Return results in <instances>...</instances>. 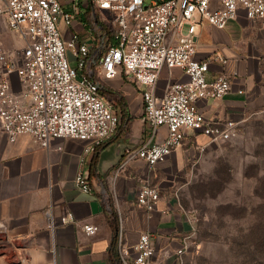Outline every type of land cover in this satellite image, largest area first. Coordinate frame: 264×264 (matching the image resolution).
Masks as SVG:
<instances>
[{
    "label": "crops",
    "instance_id": "obj_1",
    "mask_svg": "<svg viewBox=\"0 0 264 264\" xmlns=\"http://www.w3.org/2000/svg\"><path fill=\"white\" fill-rule=\"evenodd\" d=\"M60 1L74 16L71 24L63 19L59 22L66 41L77 37L75 49L69 50L72 65L78 62L74 50L83 43L100 57L112 42L107 16L93 0ZM196 35L198 58L220 54L227 59L213 62L210 76L226 74L232 89L224 98L201 101V112L220 121L248 120L264 105V18L251 19L241 8L225 28L198 23ZM24 46L20 34L10 28L5 2L0 0V47L15 55ZM186 79L181 68L164 67L157 95L163 97L168 84ZM12 80L15 84V75ZM101 82L102 93L119 114L120 123L84 163L82 140L54 138L47 149L31 135L12 142L0 132V264H124L119 231L123 246L131 251L128 260L136 254L135 246L144 232L153 236L156 264H177L173 253L183 246L187 253L193 224L178 198L176 172L186 167L193 152L210 145L209 137L187 131L184 145L154 166L140 158L128 159L127 149L163 141L168 127L162 125L152 132L144 119L145 87L123 70L116 78ZM80 170L89 179L91 193L76 186ZM146 183L157 186L161 193L151 212L137 202ZM49 210L55 214V230L48 226ZM68 212L75 215L76 222L62 224L61 216ZM85 224H94L98 230L87 234Z\"/></svg>",
    "mask_w": 264,
    "mask_h": 264
},
{
    "label": "built area",
    "instance_id": "obj_2",
    "mask_svg": "<svg viewBox=\"0 0 264 264\" xmlns=\"http://www.w3.org/2000/svg\"><path fill=\"white\" fill-rule=\"evenodd\" d=\"M4 2L10 28L25 42L15 55L0 47V132L12 142L27 134L49 149L54 138L79 139L85 142L84 163L119 126L120 116L103 95L101 80L114 79L121 70L145 87L144 119L152 132L162 125L168 127L163 141L127 149L128 159L140 158L154 166L184 145L189 130L206 134L209 144L238 134L239 122L208 118L200 110L201 101L224 98L232 89L226 74L210 76L211 64L225 63V57L198 58L196 27L205 21L225 28L241 8L251 19L264 18V0H93L99 10L112 14L115 43H108L100 57L88 44H80L74 50L75 66L69 50L75 49L77 37L66 41L59 26L61 19L71 24L74 16L63 9L60 0ZM164 67L181 68L187 79L168 84L164 96L159 97L156 87ZM75 182L79 190L93 191L82 170ZM160 198L159 188L146 183L137 202L151 212ZM47 216L49 228L55 230V214L49 210ZM73 222L72 212L61 216L62 224ZM84 229L94 234L98 227L85 224ZM119 246L124 264H156L149 232L141 234L131 260L126 258L131 251L123 246L122 231ZM185 251L183 246L173 253L177 264H185Z\"/></svg>",
    "mask_w": 264,
    "mask_h": 264
},
{
    "label": "rangeland",
    "instance_id": "obj_3",
    "mask_svg": "<svg viewBox=\"0 0 264 264\" xmlns=\"http://www.w3.org/2000/svg\"><path fill=\"white\" fill-rule=\"evenodd\" d=\"M103 12L114 32L112 14ZM193 153L176 172L193 224L185 264H264V253L251 246L264 231V105L236 136Z\"/></svg>",
    "mask_w": 264,
    "mask_h": 264
},
{
    "label": "trees",
    "instance_id": "obj_4",
    "mask_svg": "<svg viewBox=\"0 0 264 264\" xmlns=\"http://www.w3.org/2000/svg\"><path fill=\"white\" fill-rule=\"evenodd\" d=\"M109 32L111 33L112 42L115 43L114 32L112 31L111 28L109 29ZM251 246H255V247L259 248L261 250V252L264 253V231L257 237L256 241L254 242L253 245L251 244ZM249 253L250 254L253 253L251 249L249 250Z\"/></svg>",
    "mask_w": 264,
    "mask_h": 264
}]
</instances>
